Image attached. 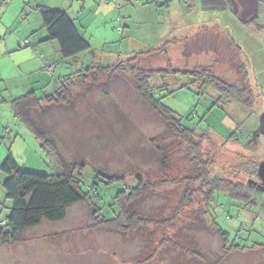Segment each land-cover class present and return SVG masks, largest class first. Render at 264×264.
<instances>
[{
    "label": "rangeland",
    "instance_id": "374dc122",
    "mask_svg": "<svg viewBox=\"0 0 264 264\" xmlns=\"http://www.w3.org/2000/svg\"><path fill=\"white\" fill-rule=\"evenodd\" d=\"M45 1L0 0V24L6 23L0 35V165L11 155L22 170L50 174L42 148L14 117L11 103L27 94L40 99L55 90L58 77L81 63L98 64L111 66L110 74L92 75L73 91L70 102L48 108L40 104L44 113L35 115L62 158L83 164L84 183L96 170L121 174L125 181L137 175L162 184L176 180L137 206L141 213H153L162 220L173 215L181 200L184 186L179 180L197 174L185 158L182 141L138 92L136 75L144 74L151 85L159 87L155 99L195 130L192 144L200 145L202 159L211 164L210 173L245 184V160H264L260 132L264 113L263 2L258 1V9L239 8L238 18L247 17L248 11L259 14L255 23H247L239 22L229 11H207L213 3L200 5V0H63L91 46L76 59L63 61L55 41L40 42L46 31L34 8ZM48 1L47 7L60 9V0ZM26 38L29 46L18 44ZM9 46L16 50L3 53ZM172 70H197L210 74L225 88H233L236 96L246 98L249 93L251 111L227 99L216 103L218 93L213 89L199 96L194 86L180 87L186 79L180 73L172 75ZM160 72L162 78L151 77ZM246 142L251 143L242 144ZM237 171L242 173L236 176ZM4 180L0 172V223L11 206L2 189ZM246 190L257 202L247 211L224 199H220L221 206L207 207L195 193L168 228L150 226L133 234L95 225L92 207L74 204L64 220L42 221L22 231L16 244L0 240V264H264V214L260 211L264 190L251 183ZM199 207L208 212L204 214L206 224L196 214ZM210 214L216 215L230 240L247 248H228L210 225ZM165 237L180 244L181 250L161 245Z\"/></svg>",
    "mask_w": 264,
    "mask_h": 264
},
{
    "label": "trees",
    "instance_id": "16d2710c",
    "mask_svg": "<svg viewBox=\"0 0 264 264\" xmlns=\"http://www.w3.org/2000/svg\"><path fill=\"white\" fill-rule=\"evenodd\" d=\"M34 9L38 12L42 28L46 31L45 41L56 42L63 61L69 58L76 59L78 54L91 48L88 40L78 31L74 21L65 11L51 10L42 5H36ZM24 46H29V42L27 41ZM110 67H102L98 64L84 66L81 63L69 74L58 77V85L51 94L43 95L40 99L27 94L12 101L11 110L14 117L39 143L50 165L51 172L50 174H41L22 170L11 155H8L0 165V172L5 176L2 189L5 198L11 202L6 219L0 223L3 224L0 225V240L3 244L18 243L22 231L34 228L42 221L55 223L64 220L68 208L79 203L92 207L95 225L101 228L108 227L120 231L122 234H133L141 228L150 226L168 228L171 225V220H176L182 209L189 206L195 193L203 197L207 207L210 205H213L214 208L215 205L221 206L220 199H224L225 202L229 201L230 205L235 204L245 211L257 206L256 200L250 197L246 189L250 183L258 185L262 189L256 175L260 161L254 160L255 158L245 160L243 165L245 184L231 183L217 175H212L209 171L211 164L202 159L200 145L192 144V139L197 135L195 130L183 125L173 111L164 107L159 99H155L154 91H158L159 87L151 85L144 74L136 75L138 92L146 101L151 103L171 132L177 136V139L182 141L185 158L197 169V174L179 180L178 183L184 186L181 200L173 208V215L162 220L156 219L153 213H141L137 210V206L145 198L154 195L161 186L177 183L176 180H172V182L169 180L168 183L162 184L150 182L148 178L144 179L141 175H137L131 180L125 181L121 174H108L102 170H96L88 175V183H84L86 173H84L83 164L66 162L62 158L55 141L49 137V131L45 129V126H42L35 115L44 113L40 104H45L48 108L52 105L63 106L70 102L75 89L84 86L87 79L92 75L99 76L105 73L109 75ZM176 73H180L186 79V82L180 87L194 86L199 96L207 94L209 89H213L218 93L216 103L221 104L224 99H227L238 107L251 111L252 97L249 93L246 98L245 95L236 96L233 88H225L210 74L197 70L180 72L172 70V75ZM158 75L161 78L164 76L160 72L152 74L151 77ZM233 134L230 136L233 137ZM204 136L205 134H203ZM233 140L241 144L237 138ZM250 143L242 144L249 146ZM239 171L236 172V176L242 173ZM196 185L199 187L195 188ZM107 196H109L108 201L106 200L102 205L99 204ZM260 211L264 214V202L260 206ZM207 213L201 207L196 210L201 223L206 224L204 214ZM210 215V225L220 233L224 242L228 244V248L241 249L245 247L236 245L230 240L229 232L220 227L216 215ZM226 218H230V216L226 215ZM164 244L171 245L173 249L181 250L180 244L171 242L166 237L161 240V245Z\"/></svg>",
    "mask_w": 264,
    "mask_h": 264
},
{
    "label": "crops",
    "instance_id": "0c3cea01",
    "mask_svg": "<svg viewBox=\"0 0 264 264\" xmlns=\"http://www.w3.org/2000/svg\"><path fill=\"white\" fill-rule=\"evenodd\" d=\"M62 1L63 0H60V3H58V5H57V6H59L58 8H60V9H51V10L65 11L69 15V17L71 18L69 12L64 7L65 5H64V3H62ZM203 1H207V2L213 3L211 7L209 6V9H206L207 11H210V12H212V11L215 12V10H218V11L221 10L222 12L223 11L224 12L225 11H229V13H231L239 22H246L248 20L247 23H253V22L255 23V21L258 20V15L259 14L255 15L254 13L252 14V13H250V11H248L247 12V14H248L247 17L244 18V15H243V17L238 18L236 13L239 11V8L249 9L248 7H250V8H257L258 9L259 8V5H258L259 2L258 1H260L261 3L263 2V6H264V0H200V5L203 3ZM48 2L49 1L47 0V1H45V3L42 2V3H38L37 5H42V6L47 7V6H49ZM66 5H67V3H66ZM47 8H49V7H47ZM232 9L234 10V13H232V11H231ZM216 19H219V18H216ZM5 25H6L5 22H3V26L0 24V35L2 34ZM41 27H42V25H41ZM38 30H39V28H38ZM34 32H35V30H34ZM45 39H46V36L43 37L40 40V42H44ZM24 40L28 41V39L26 38V39H20V41L19 42L17 41V42H18V44H20V42L24 41ZM15 50L16 49L14 48V46H9V48L7 47L3 53H5V54L6 53H11V52H14ZM27 62H29V59L27 60ZM27 86H29V85H27Z\"/></svg>",
    "mask_w": 264,
    "mask_h": 264
},
{
    "label": "water",
    "instance_id": "95a60500",
    "mask_svg": "<svg viewBox=\"0 0 264 264\" xmlns=\"http://www.w3.org/2000/svg\"><path fill=\"white\" fill-rule=\"evenodd\" d=\"M260 120H261L260 132H262V134L264 135V113L262 114ZM256 175L259 180L260 186L264 190V160L259 162Z\"/></svg>",
    "mask_w": 264,
    "mask_h": 264
},
{
    "label": "built area",
    "instance_id": "2783aa9c",
    "mask_svg": "<svg viewBox=\"0 0 264 264\" xmlns=\"http://www.w3.org/2000/svg\"><path fill=\"white\" fill-rule=\"evenodd\" d=\"M21 44H23V45H26L27 44V41H21Z\"/></svg>",
    "mask_w": 264,
    "mask_h": 264
}]
</instances>
